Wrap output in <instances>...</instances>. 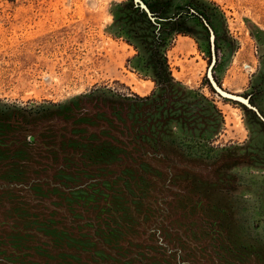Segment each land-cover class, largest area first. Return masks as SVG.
I'll list each match as a JSON object with an SVG mask.
<instances>
[{"label": "rangeland", "instance_id": "rangeland-1", "mask_svg": "<svg viewBox=\"0 0 264 264\" xmlns=\"http://www.w3.org/2000/svg\"><path fill=\"white\" fill-rule=\"evenodd\" d=\"M142 1L158 20L133 0H0V264H221L206 242L216 217L244 264H264V124L210 89L203 23L215 80L264 117V0ZM92 95L121 111L85 112ZM58 117L70 137L46 126L45 149L14 147L21 119ZM150 148L165 169L247 162L191 186L151 169Z\"/></svg>", "mask_w": 264, "mask_h": 264}, {"label": "trees", "instance_id": "trees-1", "mask_svg": "<svg viewBox=\"0 0 264 264\" xmlns=\"http://www.w3.org/2000/svg\"><path fill=\"white\" fill-rule=\"evenodd\" d=\"M139 9V8H137ZM140 10V9H139ZM142 13H144L146 15L145 12L141 11ZM147 16V15H146ZM154 17V16H153ZM155 20H158V18L154 17ZM150 21H152L149 18ZM156 75L158 77V81H159V86L161 89L166 88V82L169 81V75L166 74V72L162 71V70H157L156 71ZM211 89V88H210ZM213 92V91H212ZM80 103L82 102V109L85 112L90 113L91 115H97L98 113L103 112L106 117H108V119H111L112 117V113L115 115L116 111H121L119 108L114 107V105L111 104L112 101H110L108 98H103L102 95H98V96H90L88 97H84L82 99L79 100ZM86 101V102H85ZM108 101V102H106ZM108 103V104H106ZM241 106V105H240ZM243 107V106H242ZM80 109V108H79ZM243 109L248 113L251 114L254 118L257 119V117L250 111L246 110L245 107H243ZM122 118V117H121ZM124 119V118H122ZM20 123L22 125V127L18 130L20 134H22L23 136L20 137V140L18 143H16V145L14 147H18V146H22V145H26L28 148H42L45 149V146L41 144V142L39 141L38 137L39 135L43 132L44 127L47 126L50 128H55V127H60L61 128H65V136L70 137L72 134L73 129L76 127L75 125H73V123L70 121L69 123H67V120H63L60 119L59 117L57 119L54 120H48L46 122H41L40 124L37 125V123L33 122V121H28L25 120L24 118L20 120ZM262 125L263 123L260 122ZM40 125V126H39ZM73 125V126H72ZM77 128V127H76ZM89 130L93 131L94 134H96L97 136H100V131L104 130V128H95V129H90ZM137 135L139 137V139L141 140V138L144 136L142 132H136ZM61 130L57 131V135H61ZM134 138V136H132ZM28 138V140H27ZM133 140V139H132ZM60 139L58 138L57 143L58 146L60 144ZM22 143V144H20ZM141 143V141L139 142ZM56 151L59 152L60 156L62 155L60 152V149L57 147L55 149ZM150 151V152H149ZM148 152H143L142 153V157H144L146 164L153 170L157 171V174L164 175L166 177H164L165 181H167L169 179V182L173 181V179H177L178 182H184L187 185H189L191 183V186L195 185L196 183H201V184H216V185H221L220 180H218L217 176L218 173L223 170L224 167H226L227 162H231V163H245L247 162V160L243 158L242 159H234L232 160V157H223L222 159L218 160L215 164L211 165V166H203V165H199L196 168H190V165L188 164V162H183L180 158H177L176 160L178 161H169L171 163H169V166L171 167L170 170L169 166L165 169L163 166H159L157 164H155V162H152L151 159H157L159 161H165V160H169L170 158L168 157L167 153L163 150H160L159 154L155 153L151 150H149ZM63 157V156H62ZM61 158V157H60ZM181 164V165H180ZM173 165V166H171ZM189 165V166H188ZM60 167V166H59ZM172 171V172H171ZM179 172H183L184 175L180 176L178 173ZM159 179V178H158ZM148 180L150 181H155L158 184V181L156 179H150L148 178ZM219 181V182H218ZM227 184L230 185L229 181H226ZM232 184V183H231ZM182 186L180 185H176L175 190L177 192L181 191ZM184 189L189 190V187H184ZM204 201L202 199L197 200V198L195 200L192 201V204H186L189 208H191V206L193 205V209L198 210L201 209L200 207H202V205H204ZM221 218L216 217L213 220H210V225L212 227V229L207 233L206 232V237H208V239H210V242L206 240L207 243H209V246L212 245V248L215 251V254L213 252H211V256H215L216 260L221 264H229L227 261H233V264H244V261H247V259L244 256V249L245 247L242 246H234V247H230L229 245V241L225 240L226 237L224 235V229L222 230V224H221ZM151 230H154L155 232H158L159 229H153L152 227L149 228V230H147V232H150ZM160 232V231H159ZM236 245V244H235ZM206 247V246H204ZM249 249V248H248ZM247 250V248L245 249ZM209 254V255H210ZM251 259V256H248ZM255 257V256H254ZM256 261H259V258H255ZM261 259V258H260ZM215 260V263H216Z\"/></svg>", "mask_w": 264, "mask_h": 264}, {"label": "water", "instance_id": "water-1", "mask_svg": "<svg viewBox=\"0 0 264 264\" xmlns=\"http://www.w3.org/2000/svg\"><path fill=\"white\" fill-rule=\"evenodd\" d=\"M133 4H134V7L139 8L141 11L145 12L148 18H150L152 21L155 20V18L153 17V14L150 13L149 8L142 0H133ZM203 23L209 32L211 62L206 71V79H207V82L211 90L223 100L230 101V102H233V103H236V104H239L245 107L246 110L252 112L257 117V119L264 124V117L260 114L258 109L252 105V103L250 102L249 96L243 97L241 95L233 94L228 91H225L215 80L213 76V67L215 64V46H214L215 36L211 28L208 26V24L205 21H203Z\"/></svg>", "mask_w": 264, "mask_h": 264}]
</instances>
